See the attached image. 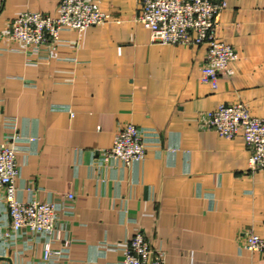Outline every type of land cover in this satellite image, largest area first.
Listing matches in <instances>:
<instances>
[{"label": "crops", "instance_id": "1", "mask_svg": "<svg viewBox=\"0 0 264 264\" xmlns=\"http://www.w3.org/2000/svg\"><path fill=\"white\" fill-rule=\"evenodd\" d=\"M59 1L0 0V142L17 134L16 199L58 206L62 256L44 260L35 234L2 237L0 197V264H113L138 231L163 264H264L243 246L264 235V168L249 169L242 136L205 126L220 103L264 117V0H224L216 35L238 58L215 88L200 80L207 45L152 42L140 0H96L107 20L60 30L50 50L7 38L18 14L56 16ZM127 122L147 133L144 159L102 160Z\"/></svg>", "mask_w": 264, "mask_h": 264}, {"label": "built area", "instance_id": "2", "mask_svg": "<svg viewBox=\"0 0 264 264\" xmlns=\"http://www.w3.org/2000/svg\"><path fill=\"white\" fill-rule=\"evenodd\" d=\"M224 0H140L136 19L149 30L150 40L161 44L207 45L200 80L217 86L218 75L238 58L237 50L216 35ZM107 20L96 0H60L58 14L51 16L26 10L14 17L5 32L7 38L37 52L50 50L59 40L62 29L81 30ZM205 126L222 136H242L249 152L250 170L264 168V117L253 116L242 102L220 103L205 112ZM147 133L131 122L119 124L110 147L100 151L101 159H119L124 165L143 160L147 151ZM17 134L0 142V197L4 201L8 224L2 237L13 239L19 232L44 237L43 259H59L61 250L50 246L55 236L58 206L52 201L15 197L18 175L14 141ZM66 198L74 200L73 193ZM246 250L264 254V235L248 230L243 237ZM162 251L151 246L142 232H136L124 244L121 258L113 264H163Z\"/></svg>", "mask_w": 264, "mask_h": 264}]
</instances>
